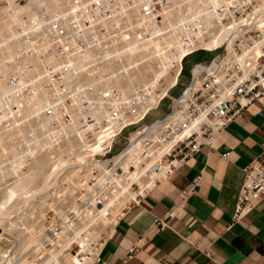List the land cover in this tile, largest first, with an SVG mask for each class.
Here are the masks:
<instances>
[{"label":"built area","instance_id":"1","mask_svg":"<svg viewBox=\"0 0 264 264\" xmlns=\"http://www.w3.org/2000/svg\"><path fill=\"white\" fill-rule=\"evenodd\" d=\"M20 1L25 3V0ZM84 2V8L69 17L53 19L43 8L38 10L47 23V29L39 37L48 39L39 57L49 59V63L47 73L37 83L38 89L30 91L29 97L38 100L34 109L45 105L41 115H56L61 102L69 107V112L63 108L62 118L68 127H63L56 116L48 126L36 130L46 133L49 126L55 128L52 136L55 154L72 150L77 143V130L92 123L91 115L83 117L79 124L73 119L77 111L72 94L77 79L74 70L78 65H90L84 57L86 52L109 49L112 41L121 43L130 38L142 41L151 36L152 30L161 27L164 34H169L173 28L182 34V43L191 48L184 59L203 51L210 55L190 65L186 84L161 116L118 141L128 126L124 125L113 135L105 153L87 154L80 161L73 157L62 168L60 173L64 176H74L72 182L65 180L61 186L50 187L46 191V204L36 203L29 209L30 222L40 229L39 238L25 248L19 249L17 245L6 249L5 254L12 256L10 264H92L98 259L113 226L96 235V222L103 213L109 214L113 209H103L110 197L121 200L126 189L140 192L139 182L130 177L137 166L146 167V162L156 158L144 176L154 174L156 183L168 177L203 146L217 149L219 133L246 108L255 103L264 106V0ZM173 21H176L175 26L171 27ZM52 66L56 70L53 71ZM16 82L14 77L10 78L12 85ZM87 92L88 89L82 91L78 99L85 114L91 110ZM115 98L120 105L121 96L116 93ZM97 107L112 109L108 104H97ZM12 108L15 112L18 110L16 106ZM131 109L134 108L122 102L117 113H128ZM3 124L5 128L11 125L7 119ZM36 131L27 126L29 138ZM130 154L133 160L126 164L124 160ZM220 155L228 158L227 152ZM242 171L244 178L237 194L233 221L242 218L264 199L262 157L250 162ZM199 183L200 176H197L182 190L166 218L154 219L155 229L167 226L168 218L184 205ZM141 195L139 193L130 202L139 203ZM130 202L124 204L116 220ZM136 249L137 244H134L129 251L132 253Z\"/></svg>","mask_w":264,"mask_h":264},{"label":"bare ground","instance_id":"2","mask_svg":"<svg viewBox=\"0 0 264 264\" xmlns=\"http://www.w3.org/2000/svg\"><path fill=\"white\" fill-rule=\"evenodd\" d=\"M0 2V241L5 234L12 235L17 240L14 248L18 245L22 249L40 235V229L30 222L29 209L36 203L46 204V191L50 187L61 186L65 180L72 182L74 178L60 173L62 168L73 157L80 161L87 154L105 153L117 131L124 125L139 121L150 108L156 107L176 84L183 59L191 48L182 43V34L175 28L164 34L163 28L159 27L152 30L151 36L145 40L112 41L113 46L109 49L86 52L84 57L90 65H78L74 70L77 79L72 94L77 111L73 119L79 124L83 117L91 115L92 123L88 122L82 130H77V143L72 150L55 154L52 150L55 128L49 126L46 133L36 130L48 126L56 116L61 119L63 127H68L62 118L63 108L69 112V107L61 102L59 111L56 110L59 114L51 116L40 114L45 105L33 108L38 100L29 97L30 91L38 89L39 79L48 71L49 59L39 57L48 39L38 38L37 42H32L31 37L47 29L46 20L38 13L39 8H43L49 18L55 19L77 14L85 2L27 0L25 5L18 0ZM52 67L53 71L56 70L55 66ZM11 77L16 79V85L10 83ZM135 83L140 86L137 92L131 87ZM86 89L91 103L87 114L78 102L79 95ZM116 93L122 98L120 105L127 103L134 109L119 115ZM97 104H108L112 109H98ZM12 106L18 110L15 112ZM33 115L35 118H31ZM5 119L10 121L9 128L3 124ZM27 125L36 131L31 138L26 133ZM155 159L146 162V167L137 166L130 174L132 180L139 182L140 192L126 189L121 200L114 196L105 203L104 210L113 209L97 220L96 235L114 224L126 202L155 184L154 174L144 177ZM132 160L130 154L124 162L129 164ZM5 252V249L0 251V264H10L12 260V256L9 257L11 253Z\"/></svg>","mask_w":264,"mask_h":264},{"label":"crops","instance_id":"3","mask_svg":"<svg viewBox=\"0 0 264 264\" xmlns=\"http://www.w3.org/2000/svg\"><path fill=\"white\" fill-rule=\"evenodd\" d=\"M192 63L186 68L188 76ZM185 84L161 105L169 104ZM218 144L215 150L203 146L142 194L139 203L130 202L92 264H264V199L232 220L242 169L259 156L264 160V106L246 108L219 133ZM223 152L227 159L221 157ZM197 176L195 192L168 218L166 227L155 229L154 219H165ZM134 244L137 249L130 253Z\"/></svg>","mask_w":264,"mask_h":264},{"label":"rangeland","instance_id":"4","mask_svg":"<svg viewBox=\"0 0 264 264\" xmlns=\"http://www.w3.org/2000/svg\"><path fill=\"white\" fill-rule=\"evenodd\" d=\"M20 2L21 5H25L27 3V0H25V3L23 4V2L21 3L20 0H18ZM2 5V3L0 4V6ZM39 34L38 33L37 35L35 36H32L31 37V41H35L37 42L38 38L39 37ZM204 52V51H203ZM206 54L208 55L209 53L208 52H199V53H196V54H193V55H190L188 57H186L183 62H182V71L178 77V82L176 85H174L173 87H171L167 94L165 95L164 99H162L160 101V103H158V105L154 108H150V110H148V112L144 115L143 118H141L138 122L136 123H133L131 125H128L125 130L121 133V135L118 137V141H122L123 139H125L126 137H128L130 134H132L136 129H138L141 125H144L146 124L148 121H150L151 119L155 118V117H158V116H161L163 114V112H166L167 109H168V104H165V105H161L164 100H166L165 98H167L171 92L173 90H176L178 88V86H180V83L181 82H187L188 80V72H187V67L185 68V63L188 65L194 61H197V60H201V59H205L206 57ZM149 77L151 76L150 74L148 75ZM133 82V81H132ZM132 88H134V92H137V90H139L140 86H138L136 83L133 84L131 86ZM137 88V89H136ZM26 93V92H25ZM24 93V94H25ZM31 118H35V115H33V117ZM27 126H30L31 125H27ZM27 126H26V129H27ZM117 141V142H118ZM45 149V148H44ZM17 240L14 236L12 235H9V234H5L3 239L0 241V251L1 250H6V249H9L11 248L13 245H15ZM5 247V248H4Z\"/></svg>","mask_w":264,"mask_h":264},{"label":"trees","instance_id":"5","mask_svg":"<svg viewBox=\"0 0 264 264\" xmlns=\"http://www.w3.org/2000/svg\"><path fill=\"white\" fill-rule=\"evenodd\" d=\"M202 53H204V52H202ZM192 55H193V54H192ZM209 55H210V54H208V55L206 54L205 57L207 58ZM186 67H187V64L185 63V68H186Z\"/></svg>","mask_w":264,"mask_h":264}]
</instances>
